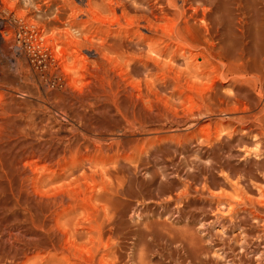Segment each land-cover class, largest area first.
I'll list each match as a JSON object with an SVG mask.
<instances>
[{
	"label": "rangeland",
	"instance_id": "obj_1",
	"mask_svg": "<svg viewBox=\"0 0 264 264\" xmlns=\"http://www.w3.org/2000/svg\"><path fill=\"white\" fill-rule=\"evenodd\" d=\"M0 3V18L7 23L6 30L9 32L5 40L0 38V264H179L181 261L183 264H188L189 254L186 256L187 249L182 245L183 239L180 240L185 238L184 233L188 234L187 237L189 234H193L192 236L203 243L199 247L204 254L199 257L200 261L197 259L196 262L199 261L197 264H222L217 257L219 254L217 248H222L223 242V251L228 253L227 256H231V259H235L237 255L234 253H238V244L233 237L238 230L237 232L234 230L230 234H223L218 224L225 223L228 213L215 209L217 203L233 199L234 192L224 189L221 187L222 185L218 187L221 184L220 181L209 187L208 193L207 191L204 194L193 192L195 188H199L198 185L204 178L203 169L207 159L205 156H201L203 148L196 146L193 142H189V145L185 142L189 136L191 138L192 135H195V133L192 134L193 129L198 134L200 129L203 130L202 126L205 125V132L200 131L205 135L207 123H218L219 121H201L196 127L199 130H196L193 126L195 118L194 120L190 118L192 121L184 120L182 123L185 125L182 123H180L182 125H175V122L168 119L170 115L168 112L172 111L173 107L170 104L166 106L165 102L161 105L141 100L138 102L135 93L132 92L131 97L130 94L124 97L121 89L114 93L117 95L115 99H110L107 81L109 78L116 82L119 79L109 63L93 51L88 54L83 49L79 48L75 51L72 47H68L64 55L65 67L62 72L59 67L60 63L54 59L53 54L55 53H52L50 47L43 43L42 48L46 49L44 58L40 56L37 49H31L27 41L30 32L26 28L25 32L24 27L18 21L21 20L19 17H22L26 24L33 20L35 24L38 23L36 11L42 5L43 0H0ZM38 24L36 25L38 26ZM19 32L24 34V40L18 38ZM73 51L78 52L73 53ZM196 60L200 62L198 58ZM173 67L178 72L179 69H182L180 73L185 71L184 76L187 72L192 74L196 70L193 67H191L193 69L186 70L182 64H174ZM188 73L187 81L183 82L184 87H180L178 92L180 91L181 94L186 90L183 92L184 96L182 94L181 96L183 102L188 97L189 101L188 99L185 101V103L188 101L187 105L182 102L180 106H175L174 109L179 110L178 112L184 111L188 107L190 108L187 109L188 111H195L200 106L199 100H196L200 97L197 95L201 96L206 88L204 82H200L203 83V88L196 79V84L198 83L201 89L198 87L197 91L198 84L195 85V79H190L191 76ZM188 79L194 81L192 86L191 83L188 85ZM107 92L108 94H106ZM126 101L128 111H135L145 122V132L141 137L131 133L133 129H128L116 112L115 104L124 105ZM158 104L161 109L165 105L163 111L160 110ZM167 107L170 108L168 112L166 111ZM157 108L159 111L156 110ZM160 111L161 115H159ZM114 122H117L115 123L118 124V127L115 125L117 128H114ZM135 129H137V125H135ZM212 129L211 127L208 132H214ZM147 131L150 132L147 133ZM143 136L144 139L150 138L147 139L148 142L144 141L147 142L146 144L141 139ZM132 140L141 142V145L144 143L143 146L146 149L138 163H136L137 160L133 163L137 152L133 153L129 149L128 141ZM176 142H181V144L177 143V146ZM197 148L200 152L197 151ZM235 151L234 148L231 149L233 155H235ZM179 152L184 156H181ZM132 154L136 156L133 157ZM131 156L134 160L130 158ZM126 158L128 160L130 158L132 162L130 163V160L128 161ZM89 160L104 164L102 167L97 165L95 169L86 170V174L93 176L95 184L90 181H81L79 185L82 187L78 188L75 179L80 176V172L77 169L72 174L73 176H70L66 169H70L72 163L80 165V168H85L84 164ZM235 160L231 159L233 165L236 164ZM124 161L126 162L125 167L124 164L120 165ZM59 167H65V174L68 178L65 176L62 180L43 186L44 188L37 186L36 181L45 175L51 173L58 175ZM99 169L102 173L98 172ZM107 169L111 170L105 173L104 170ZM64 191L67 193L72 191L73 195L76 193V196H72L75 203L71 204V206L75 204L76 206L74 208L70 205L67 206V202L63 206L67 211L72 212L74 209L73 212H76L75 214L72 212V216L70 214L69 217L66 216L56 223L55 215L61 211V208L56 210L57 207H52L50 204L53 199L60 197L58 193ZM181 192L186 194L185 198ZM209 193L213 194L209 195ZM177 194L181 195L179 199H177ZM187 194L192 196L188 197ZM169 195L171 198L176 195L175 201L171 200ZM251 196L255 197L254 194ZM85 197L90 199L88 198L86 201ZM83 199L85 201H82ZM51 210L52 212L56 211L52 213ZM112 216L114 217L112 218ZM214 216L218 218L210 219ZM72 217L79 218V220L76 219L69 228H73V224L75 225L77 222L76 227L74 226V233L78 231L79 237L77 234H75L76 236L72 235L74 234L73 230H70L72 228L68 229L66 222ZM209 219L214 220L209 223L210 225L208 224ZM203 220L207 222H205L206 225L201 226ZM91 222L92 224H90ZM109 223L111 224L109 225ZM167 224L169 230H166ZM92 225H96V227ZM89 226V230L92 232L88 230ZM172 230H175V233L179 231L177 234L180 236L178 235V238L177 234L174 236ZM68 231H70L69 236L72 235L73 238L68 237ZM97 231H99L98 234L94 233ZM170 232L171 234H169ZM101 233L102 235H100ZM227 238H230V241H227ZM177 239L179 242L176 241ZM65 241L66 244H64ZM224 246H227L226 248L230 246L229 250ZM180 247L184 250H181ZM140 258L143 259L142 262L139 261Z\"/></svg>",
	"mask_w": 264,
	"mask_h": 264
},
{
	"label": "bare ground",
	"instance_id": "obj_2",
	"mask_svg": "<svg viewBox=\"0 0 264 264\" xmlns=\"http://www.w3.org/2000/svg\"><path fill=\"white\" fill-rule=\"evenodd\" d=\"M36 12L38 13L36 17L39 20L38 23L40 26L37 22L36 24H38L39 27L34 23V20L33 22L28 21L26 24L23 22L24 19L19 17L21 20L18 21L24 29L26 28L30 32L27 41L29 42L31 49H37L40 56L44 58L46 49L42 48L43 43L47 47H50L52 53H55L53 54L54 59L60 63L59 67L62 72L65 67L64 55L67 52L68 47H72L75 51L76 49L79 50V48L83 49V51L88 54H90V51H93L109 63L110 67L116 73L117 79H119L117 82L112 78H109L110 80L108 79L107 81V86L109 88L107 91H109V94L108 92L106 94L109 95L110 99H115L117 95L114 93L121 89V93L124 97L129 94L131 97L133 93H135L134 95L139 100L138 102H140V100L146 103L154 102L155 104L156 102L160 103V105L165 102L166 106H169L170 104L174 109L175 106H180L183 102L181 94L183 95V92H186V90L183 88L185 91L181 92V94L178 90L180 87H184L183 82H186L189 77H187L188 72L186 73V76L183 75L185 71L180 73L182 69H179L178 72L175 67H173L174 64H182L186 70L191 67L196 68V70L193 71L194 73L191 72L192 74H188L191 76L190 79H195V85L198 84H196L197 79L199 84H201L200 82H204V85L206 86L202 94L201 91H199L201 96L197 95L198 92L196 93L200 99L198 97V99H196L192 96L194 99L199 100L200 106L196 109L197 106L194 105L196 106L195 111H188L187 109L189 107L181 112H178L179 110L177 111L175 109L168 112L170 109L169 107H167V110L165 109L170 114L168 119L175 122V125L182 123L184 120H189L190 118L193 120L195 118V124L193 123L195 129L199 123L204 120L220 122H213L211 124L207 123V132L205 135L200 133V131L205 132L204 127L206 126L204 125V127L202 126L203 130L200 129L198 134H196L193 129V131H191L192 134L195 133V135H192L189 131L192 137L190 138L189 136L187 140L184 139L188 145L189 142H193L196 146L198 145V147L203 148L204 154L202 153L203 155L201 154V156H205L207 159V163L203 169L204 178L203 175H201L203 180L199 183V188L197 187L198 189L195 188L194 191H192L196 194H204V192L210 190L208 189L209 187L214 186L216 182L220 181L221 184H219L218 187L222 185L221 187L224 189H230L234 192L233 199L230 198V200L222 201L223 203H217L215 209L223 210L228 213V215L225 213L228 218L225 223L221 221L223 224H218L221 231H223V234H230L232 231L236 230L237 232L238 230L237 233L235 232V235L231 234L232 236L234 235L233 239L237 241L238 253H234L237 255L235 259H231V256L228 257V253L226 254L223 251V242L222 245L220 244L222 248H217L219 251V254H217L219 261L222 264H264V0H43L42 5L37 8ZM2 21L3 23L0 24V38L5 40V38L8 37L9 32L6 30L7 23L3 19ZM18 38L24 40V34L19 32ZM16 48L18 49V47ZM75 51H73V53L78 52ZM197 58L200 62H197ZM43 64L45 65V62ZM191 69L190 71H192ZM193 82L188 79V85L191 83L192 86ZM199 84L197 86V91L200 89ZM195 88L196 86L194 89ZM194 89L192 90L194 91ZM187 93H185V95H187ZM187 99L189 101V97ZM186 100H184L183 103H185ZM187 102L185 105H187ZM125 104H115L116 112L120 115V118L122 119L121 122L126 124L128 129H133L131 133H135L138 137H141L145 132V122L141 119L139 114L135 113V111H128L127 101ZM165 105H163L164 107H162V109L165 108ZM160 107L161 106H159V108ZM162 109L160 108L161 111L164 110ZM156 110H158V108ZM161 111L159 115H161ZM115 123L117 122H114V126L116 125ZM135 125H137V129H135ZM116 126L118 127V124ZM116 126L114 128H117ZM211 127L213 128L212 130H214V132L211 130L213 133L208 132ZM149 132L147 131V133ZM221 132L223 134H220ZM156 135L154 136L156 137ZM141 139L144 142L150 138L144 139L143 136ZM147 142L144 143L146 144ZM181 142H176V145L177 143L178 145L181 144ZM185 142L183 144H185ZM144 143L141 145V142L139 143L137 140L128 141V144L130 145L129 149L132 150L133 153H138H136L137 157L135 160L133 158L135 154H132L133 157H130L134 160L133 163H135L136 160V163L141 161L143 151L146 150L143 146ZM157 147L155 148L157 149ZM233 148L236 150L235 155L231 153V149ZM197 151L200 152L199 148H197ZM195 153H197L196 150ZM182 155L183 153L181 156ZM127 158L126 160H128ZM130 158L129 160L131 163L132 161ZM231 159H233V161L236 159L234 162L236 164L233 165ZM200 161L202 160L200 159ZM196 163L198 164V162ZM72 164V167L66 170L70 176H73L72 174L78 169L80 176L75 179V182L77 183L78 188H80L82 187L79 185L81 181H90L95 184L93 176L86 174V170H89V168L95 169L97 165L98 167L99 165L102 167L104 163L102 164L97 161L89 160L85 162V168H80V165H76V163ZM117 164L119 165V162ZM122 164H124L125 167L126 162L124 161V163L122 162L120 165ZM62 165L63 164H61V166ZM65 167L67 166L65 165ZM65 167H59L60 173H58V175H56L57 173L55 172L56 174H47L43 178L38 179L36 181L37 186H48L57 180L65 178ZM109 170H104V172L106 173ZM98 172L102 173L100 169ZM150 176L152 177V175ZM180 180L183 181V179ZM185 190L188 192L187 189ZM183 192L181 193L184 196L183 198H185L186 194H183ZM211 194L213 193H209V195ZM253 194L255 197L252 198L251 195ZM74 195L72 194V191L71 193L64 191L58 193V196H60L58 199L56 197V199L52 200L50 204L52 207L56 206V210L61 208V211H58L60 213L57 212L58 215H55L56 223L61 219L63 220L66 216L69 217L70 214V216H72L74 209L73 211L71 209L72 212H70L63 208V206H65V202H67V206H71V204L75 203L74 200H72V196ZM92 196L94 197V194H92ZM180 196L178 195L177 199H179ZM175 197L177 196L175 195ZM88 198L85 200L87 201ZM174 198H171V200H174ZM210 198L212 199V197ZM85 200L83 199L82 201ZM75 206L76 204L71 207L74 208ZM75 212H73V214H75ZM136 213L137 212L135 211V214ZM113 217L114 216H112V218ZM216 218L218 217H210V219ZM66 219L68 220V218ZM76 219L79 220V218L72 217V219L66 222L68 229L72 228H69V226H72L70 224L74 223ZM162 219L164 220V218ZM211 221L214 220H210L208 224ZM84 222L82 223L84 224ZM95 222L97 221L95 220ZM205 222L207 221L203 220L201 226L206 225ZM66 223L64 224L66 225ZM76 224L77 222L75 225L73 224V228L70 229L71 231L73 230V233ZM90 224H92V222ZM110 224L111 223H109V225ZM134 224L136 225V223ZM168 224L167 228L165 227L166 230H169ZM138 225L140 226V224ZM147 225L148 224L146 223V226ZM92 226L96 227V225ZM92 226L91 228L94 230V227ZM164 226H166L165 223ZM99 227L96 229L98 230ZM89 228L90 226L88 227V230ZM101 228H103V226ZM163 230L165 229L163 228ZM173 231L174 236L179 233V231H176L177 233H175V230H172V234ZM68 232V237H72V235L76 236L75 234L77 233L79 234L77 231V233H71L72 235L69 236L70 231ZM98 232L99 231L94 233L98 234ZM171 232L169 234H171ZM181 232L182 231H180V233ZM86 234H88V232H86ZM184 234L186 235H184L185 238H181L180 240L185 239L184 241L182 240V245L187 249L186 252L188 253H185L186 256L189 254L188 256L190 259L187 260L188 264H197L200 261L199 257L204 254L200 251V244L203 245V243H200L201 241L198 238L192 236L193 234H189L188 237V234ZM64 235L65 234H63V236ZM100 235H102V233ZM178 235L180 236V234H177V238ZM181 235L183 234L181 233ZM79 236L80 235H78V237ZM214 236L216 237V234H214ZM174 238L176 239V237ZM227 239V241H230V238ZM138 241L140 240L138 239ZM176 241H178V239ZM64 244H66V241ZM168 244H170V242ZM229 247L230 246H228V248ZM182 249L184 250V248H181V250ZM210 254L211 252L209 255ZM132 258L134 259L135 257ZM141 259L142 258L138 260L142 262L143 259ZM197 259L199 260L198 262H196ZM137 263L139 262L137 261ZM179 264H183V262L181 261Z\"/></svg>",
	"mask_w": 264,
	"mask_h": 264
},
{
	"label": "built area",
	"instance_id": "obj_3",
	"mask_svg": "<svg viewBox=\"0 0 264 264\" xmlns=\"http://www.w3.org/2000/svg\"><path fill=\"white\" fill-rule=\"evenodd\" d=\"M3 23V21H2V19L0 18V24H2Z\"/></svg>",
	"mask_w": 264,
	"mask_h": 264
}]
</instances>
